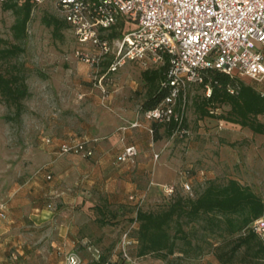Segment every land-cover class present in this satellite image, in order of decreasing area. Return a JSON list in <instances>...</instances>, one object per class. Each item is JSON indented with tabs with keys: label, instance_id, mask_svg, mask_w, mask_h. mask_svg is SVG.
Wrapping results in <instances>:
<instances>
[{
	"label": "rangeland",
	"instance_id": "1",
	"mask_svg": "<svg viewBox=\"0 0 264 264\" xmlns=\"http://www.w3.org/2000/svg\"><path fill=\"white\" fill-rule=\"evenodd\" d=\"M31 3L30 17L25 24L21 23L25 8L17 14L12 10L3 11L0 3V69L20 72L31 91V96L22 101L23 110L19 115L15 105H7L0 98V172L13 179L21 177L19 167L30 160L26 154L41 151L42 137L85 133L89 119L97 112L95 105L102 99L100 74L108 71L113 57L112 53L107 55L98 70L91 67L76 56L78 43L70 27L55 33L52 26L44 23L46 17L63 19L55 4L50 0L42 4ZM17 24L19 26L16 27ZM134 28L129 20L120 19L113 30L118 36ZM7 50L14 54L5 57ZM118 71L108 86L112 104L125 100L139 108L158 88V83L147 80L146 70L135 62L126 63ZM244 79L255 81L248 77ZM102 82L104 89L107 88L106 78ZM256 86L264 90V80L257 81ZM208 92L209 88L200 86H192L188 90L185 132L175 131L168 136L163 125L158 130L163 142L160 146L162 151L166 148L179 158L180 171L185 175L183 182L188 181L191 185V190L187 191L183 182L178 183L175 186L177 193L191 195L189 193L192 192L195 197L210 181L225 184L236 179L264 199V136L217 118L198 119L192 104L193 97ZM227 109L222 107L217 112ZM260 119L264 122V115ZM149 135L151 143L156 136L153 129ZM157 147L150 148L155 150ZM172 200L173 196L169 194L166 201L142 209L159 211ZM125 222V230L134 231L138 226L134 218ZM203 223L198 221L185 226L188 238L178 240L179 250L190 249L185 256L178 257V250L166 259L154 255L138 259L137 247L132 250L134 262L127 264H142L141 260L143 264H221L215 256V249L218 245L228 249L235 236L221 235L218 229L213 233L203 231ZM174 230L173 227L170 231L174 233ZM242 254H238L236 262H240Z\"/></svg>",
	"mask_w": 264,
	"mask_h": 264
},
{
	"label": "crops",
	"instance_id": "2",
	"mask_svg": "<svg viewBox=\"0 0 264 264\" xmlns=\"http://www.w3.org/2000/svg\"><path fill=\"white\" fill-rule=\"evenodd\" d=\"M105 85L83 135L67 132L53 136L50 144L42 137L41 151L26 154L30 160L19 167V179L0 172V206L6 214L0 215V264H63L70 251L84 264H105L106 256L120 261L117 244L125 221L136 218L138 207L166 201L165 185L184 181L179 158L162 151L161 136L150 143L152 123L143 117L142 106L125 100L112 104L111 84ZM134 121L141 125L129 126ZM70 137L90 141L95 156L60 154L57 142ZM131 144L138 150L135 161L119 162L118 155ZM44 166L47 170L37 173Z\"/></svg>",
	"mask_w": 264,
	"mask_h": 264
},
{
	"label": "built area",
	"instance_id": "3",
	"mask_svg": "<svg viewBox=\"0 0 264 264\" xmlns=\"http://www.w3.org/2000/svg\"><path fill=\"white\" fill-rule=\"evenodd\" d=\"M5 1L23 0H0V3ZM32 1L42 4L49 0ZM50 1L74 33L77 57L98 70L104 58L113 54L108 71H100L99 83L104 92L103 79L112 83L113 75L128 62H135L145 70L165 67L161 82V88L167 91L164 99L157 106L142 110L143 117L151 123H181L189 88L202 82L208 69L255 81L264 79V0ZM120 19L129 20L135 28L112 37ZM140 125L139 121L129 123L131 127ZM43 142L54 143V139L45 137ZM56 145L60 154L95 156L90 141L85 139L70 137ZM137 153L135 145H127L117 160L134 162ZM46 170L44 166L37 173ZM47 178L52 175L48 173ZM183 187L190 191V182H183ZM165 190L172 194L175 186L165 185ZM48 207L52 208V203ZM0 215L6 216L4 204L0 206ZM253 228L264 238V217L255 220ZM134 244L131 230H125L117 251L127 263L134 262L131 254ZM63 264H84V261L78 253L70 251L65 253Z\"/></svg>",
	"mask_w": 264,
	"mask_h": 264
},
{
	"label": "trees",
	"instance_id": "4",
	"mask_svg": "<svg viewBox=\"0 0 264 264\" xmlns=\"http://www.w3.org/2000/svg\"><path fill=\"white\" fill-rule=\"evenodd\" d=\"M31 1H26L27 3L5 1L1 2V7L3 11L12 10L17 14L25 8L26 14L21 22L25 24L30 17ZM44 23L52 26L55 33L62 28L70 27L64 19L55 16L46 17ZM115 35L117 36V33L114 31L111 36ZM9 54L14 53L8 50L4 53L5 57ZM163 72L165 67L144 72L147 80L158 83V88L144 102L142 110L153 108L164 99L167 91L161 88V82L165 77ZM244 78L246 77L231 76L216 68L204 71L203 81L190 86L210 88L209 94H196L193 97L192 104L197 118H217L239 125L241 128H247L253 134L264 136V122L260 119L264 115V92L256 86L257 81L249 82ZM30 96L31 91L24 75L20 72L0 69V98L4 103L15 105L19 115L23 110L22 101ZM222 107H228V109L218 113L217 110ZM161 125L167 128V135L171 136L175 131L185 132L186 120L183 116L181 123L153 122L155 139L160 138L158 130ZM189 194L191 195L177 193L175 188L172 193L173 200L165 208L153 211L138 207L134 219L138 227L131 231L135 239L134 246L138 247L137 256L154 255L166 259L175 255L179 250L178 240L188 238L185 226L203 221L205 222L202 225L203 231L213 233L218 229L221 235L235 236L232 243L230 242L232 246L228 249L221 245L215 249V256L221 264H264V238L253 228V222L264 217V199L259 194L236 179H230L225 184L210 181L195 197L192 192ZM173 227L174 233L170 231ZM196 248L201 250L200 246ZM179 252L178 257H182L188 254L190 249H180ZM241 252L243 254L240 262H236ZM120 258L121 260L116 262L102 260H105V264L127 263L122 257Z\"/></svg>",
	"mask_w": 264,
	"mask_h": 264
}]
</instances>
